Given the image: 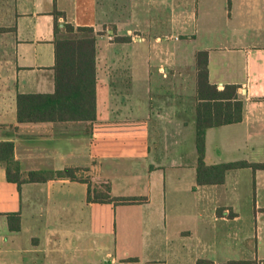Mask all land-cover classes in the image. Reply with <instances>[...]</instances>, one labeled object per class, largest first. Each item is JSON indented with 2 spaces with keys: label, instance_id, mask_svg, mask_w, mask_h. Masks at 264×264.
Here are the masks:
<instances>
[{
  "label": "crops",
  "instance_id": "crops-1",
  "mask_svg": "<svg viewBox=\"0 0 264 264\" xmlns=\"http://www.w3.org/2000/svg\"><path fill=\"white\" fill-rule=\"evenodd\" d=\"M65 23L107 28L96 38V118L19 122L18 93L55 90V39L84 37ZM181 36L192 62L163 43ZM202 49L210 81L239 85L244 105L242 121L207 129L206 163L264 162V0H0V141L14 142L22 173L76 167L114 196L147 197L90 202L88 184L68 178L19 186L0 163V264H264V169L197 182ZM185 142L190 155L166 158ZM134 224L137 239L125 231Z\"/></svg>",
  "mask_w": 264,
  "mask_h": 264
},
{
  "label": "trees",
  "instance_id": "trees-1",
  "mask_svg": "<svg viewBox=\"0 0 264 264\" xmlns=\"http://www.w3.org/2000/svg\"><path fill=\"white\" fill-rule=\"evenodd\" d=\"M55 16L63 14L54 12ZM60 23L56 20L55 31ZM69 33L94 31L93 27L74 26L65 23ZM130 37H119L127 41ZM55 90L52 93H18L17 120L19 122L76 121L96 118V37L84 36L55 39ZM209 51L196 52L197 66V117L196 147L198 154V184H222L230 169L252 167L264 169V162L237 160L218 164H207L206 132L214 126L240 122L243 119L244 105L239 99V85L226 84L219 89L209 78ZM0 163L5 165L9 181L19 186L24 182L47 181L56 178H68L88 184V201L108 202L115 205L138 204L147 200L143 196H114L110 183L93 186L91 179L79 173L80 168L66 167L59 170H32L22 173L21 163L15 157L12 140L0 141ZM18 216V215H17ZM19 219V216L17 217ZM16 228H20L19 224Z\"/></svg>",
  "mask_w": 264,
  "mask_h": 264
},
{
  "label": "rangeland",
  "instance_id": "rangeland-1",
  "mask_svg": "<svg viewBox=\"0 0 264 264\" xmlns=\"http://www.w3.org/2000/svg\"><path fill=\"white\" fill-rule=\"evenodd\" d=\"M160 24V26L161 27H158V29L159 30H165V23H159ZM78 34H81V35H83V36H95L96 38H97V35L98 34H104V38H107V36H108V32H107V28H104L103 29V31H99L98 32V34H97V32H95V30L94 31H85V32H79V33H77V35ZM175 34H177L178 35V37L180 36V34L179 33H175ZM185 41V37H183V36H181V39H178V40H176L175 38H170V39H168V40H164V44L167 46V45H171L172 44V47H174V44H178V46H179V49H178V54H177V57H178V59H179V61H182V62H188L189 63V61H193L194 60V55H193V53L191 52V49L193 48V47H195L192 43L191 44H187V46H186V43L184 42ZM104 42V41H103ZM185 45V46H184ZM177 78H178V80H179V83H180V76H177ZM187 89L188 90H191V88L188 86L187 87ZM185 136H187V138L185 137ZM193 136V135H192ZM184 137L186 138V140H187V142L189 141V139H191L190 137H191V132L190 131H188V133L186 134V135H184ZM186 143V142H185ZM189 143V142H188ZM188 143H186V144H184V147L182 148V149H180V150H183L184 151V153L183 154H181L180 152L181 151H179L178 153H175V154H177V155H175V154H173L170 150H169V153H168V156H166V158H173V156L175 157V156H177L179 159H181V157L180 156H184V155H186V157L188 156V155H190V150H191V148L189 147V145H188ZM186 175H187V173H186ZM249 186V192H250V194L249 195H246V197L244 196V202H246V203H248V205L251 203V197H252V193L254 192V184L253 185H248ZM253 188V190H251ZM245 192H247V187H246V185L244 186V194H245ZM247 200H248V202H247ZM245 220H247L246 218L244 219V221ZM249 221V220H248ZM132 226V227H131ZM131 226H126V232H128V233H134L135 234V236H136V239L137 238H139L140 237V231L139 230H135L134 228H136V224H134V225H131ZM134 227V228H133ZM119 233L121 234V228H120V226H119ZM130 241H137V240H134V239H132L131 237H130Z\"/></svg>",
  "mask_w": 264,
  "mask_h": 264
}]
</instances>
